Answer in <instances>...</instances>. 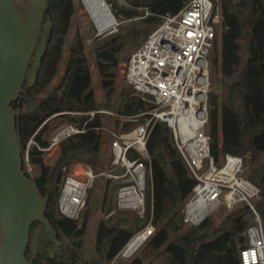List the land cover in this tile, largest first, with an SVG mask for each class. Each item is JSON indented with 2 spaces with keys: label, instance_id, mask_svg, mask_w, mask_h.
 I'll list each match as a JSON object with an SVG mask.
<instances>
[{
  "label": "trees",
  "instance_id": "obj_1",
  "mask_svg": "<svg viewBox=\"0 0 264 264\" xmlns=\"http://www.w3.org/2000/svg\"><path fill=\"white\" fill-rule=\"evenodd\" d=\"M104 1L110 5L115 19L117 16L132 19L142 15L137 11L138 7L150 12L139 19L140 25L127 27L124 34L109 33L94 48L99 85L103 96L109 100L126 39L146 36L157 24V15L175 12L186 0H124L127 6L123 7H117L111 0ZM218 3L223 29L219 36L218 60L215 57L211 60V67L217 69L219 78L218 93L209 94L207 132L210 153L215 159L220 153L240 155L254 164L246 178L259 189L254 208L260 216L264 233V159L259 161L264 155V5L260 0H218ZM72 13L71 0H47L46 15L50 19V28L45 49L31 84L22 85L8 103L12 111L30 105L54 75ZM64 74L66 79L58 96L44 97L30 110L15 114L22 173V154L30 137L39 147H45L47 140L43 134L48 130L49 121L62 118L60 122L77 120L80 124L84 119L83 116L75 119L68 114L49 118L52 114L95 107L81 38L77 33L68 49ZM150 107L131 89H123L118 96L116 112L123 116L132 115ZM98 126L95 117L87 121L84 132L63 139L58 145L57 159L49 166L42 163L43 152L33 145L27 149L28 162L37 170L30 178L38 195L47 198L44 216L56 233V244L50 243L43 225L32 223L24 252L32 264H74L80 256L87 220V213L83 210L88 193L78 219L61 217L56 212L58 183L61 168L68 167L72 161L90 166L96 164L100 133L94 128ZM129 127L128 122L121 124V129ZM146 146L150 156V192L145 210L148 217L151 214L155 231L140 250L142 257L148 258L144 264H239L237 252L242 245H238V236L249 223L250 210L240 206L230 211L219 227H213L207 216L198 225L188 226L179 233L178 209L193 180L172 146L170 132L164 123L155 122L151 126ZM132 234L131 229L99 220L95 228L94 250L102 260L110 261ZM127 264H141V259L133 257Z\"/></svg>",
  "mask_w": 264,
  "mask_h": 264
},
{
  "label": "built area",
  "instance_id": "obj_2",
  "mask_svg": "<svg viewBox=\"0 0 264 264\" xmlns=\"http://www.w3.org/2000/svg\"><path fill=\"white\" fill-rule=\"evenodd\" d=\"M140 17L150 12L142 8ZM157 24L130 52L123 64V82L151 107L147 111L124 115L117 129L109 131L107 164L99 171L80 167L79 173L61 168L56 212L58 216L78 219L89 189L96 178L114 186L113 205L104 214L108 219L117 211H131L141 218L146 208L145 191L150 192V156L147 137L155 122L164 123L172 146L187 175L193 180L179 210L181 226H196L214 210H233L246 206L251 213L245 226L242 247L237 252L239 264H264V233L254 208L258 187L244 174L246 162L240 155L223 153L217 159L210 153L209 94L211 91L210 56L223 29L218 0H186L173 13L157 15ZM117 22L108 26L107 34L116 30ZM97 31L101 35L105 30ZM102 113L98 109L59 111L49 118L68 114L84 117L59 125L39 147L31 137L22 154L24 173L29 177L31 165L27 149L41 152L57 148L67 137L86 130L87 121ZM75 118V119H76ZM45 122V121H44ZM43 122V123H44ZM128 122L130 127L121 129ZM42 123V124H43ZM98 130L99 127H95ZM151 214L145 224L134 231L115 257L129 258L153 233Z\"/></svg>",
  "mask_w": 264,
  "mask_h": 264
},
{
  "label": "water",
  "instance_id": "obj_3",
  "mask_svg": "<svg viewBox=\"0 0 264 264\" xmlns=\"http://www.w3.org/2000/svg\"><path fill=\"white\" fill-rule=\"evenodd\" d=\"M46 4L0 0V264H32L24 252L34 222L42 224L47 241L56 244V233L44 216L47 198L38 195L32 179L19 169L15 115L8 106L24 82L34 79L50 28ZM101 4L113 17L104 0ZM242 242L239 235L238 245Z\"/></svg>",
  "mask_w": 264,
  "mask_h": 264
},
{
  "label": "rangeland",
  "instance_id": "obj_4",
  "mask_svg": "<svg viewBox=\"0 0 264 264\" xmlns=\"http://www.w3.org/2000/svg\"><path fill=\"white\" fill-rule=\"evenodd\" d=\"M111 1H113L117 7L127 6V3L124 0H111ZM260 1L264 5V0H260ZM71 2L73 5V13L70 17L69 25L65 33V36L63 38V43L60 50V58L56 64L54 75L46 84L44 89L36 96V98L33 99L30 105L14 110L13 113L15 115L16 113L28 111L34 106L35 103H37L47 95L58 96L61 93L66 79V75L64 74V67H65L68 49L73 35L77 33L81 38L82 53L86 60V65L89 72L91 90L95 104V107L93 109H98L102 111V113L97 114L95 116L98 120V124H99L98 131L100 133V145H99L97 162L94 166H90L81 161H72L68 165V168L71 173L77 174L79 173L81 166L87 165L90 166L94 171H99L100 169L104 168L107 164V156H108L107 143L109 139V131L117 129L121 119L123 118V115H120L116 112L118 96L121 90L123 89L130 90L123 82V76H122L123 64L128 54L132 52L135 48H137V46L143 41L145 36L138 35L134 38L126 39L125 44L122 47L119 56L118 68L114 80L113 92L110 99L106 100L100 88L98 74L95 68L94 48L107 37V29L103 34L97 36L96 35L97 26L90 17L89 13L87 12V9L85 8L83 2L81 0H71ZM106 4L110 10V5L108 3ZM137 11L143 12V10L139 7L137 8ZM140 18H141L140 15L132 19H123L121 16H117L116 19L114 18L115 21L117 22V26H116V30L113 33L124 34V31L127 27L132 26L134 24H136L137 26L140 25L138 23ZM213 57H215L218 60L219 40L217 41L216 47L210 56V61L212 60ZM210 76H211L210 93L217 94L218 78H219V73L217 72V69L214 70L211 67ZM25 83L26 82H24V84ZM60 120H62V118L61 119L55 118L49 121L48 130L43 134V137H45L46 140H48L52 132L59 125L66 122V121L60 122ZM58 150L59 149L57 147V148H51L50 150L43 152L42 163L48 166L52 165L58 157ZM263 159H264V155L259 159V161ZM245 162H246V166H245L244 174L246 176L250 171V169L254 166V164H250V161L247 157L245 159ZM36 171H37L36 168L31 165L30 176L32 177L33 175H35ZM113 193H114V186L112 184L111 185L107 183L104 184V181L102 180L101 177L96 178L94 180L93 186L88 191L87 205L83 210L86 211L87 213V220H86L85 232L82 238L80 256L75 261L74 264H127L133 257H139L141 259V264L147 262L148 258L142 257L140 253V250L144 246L145 242L140 247H138L136 251L129 258L124 260L119 259L118 257H113L112 260L105 261L102 260L94 250L95 228L99 220L104 221L106 224L119 225L131 229V231L134 232L139 228H141L148 219L146 210L144 211L143 216L141 218L137 217L136 214L131 211H117L114 215H112L108 219H104L103 216L107 212L106 210L112 208ZM147 195H148V191L146 189L145 191L146 209H147ZM255 201H257V199ZM182 202L180 203L178 212L180 210ZM230 211L232 210H226L223 207H219L216 210H214L209 215L212 221V226L219 227L224 216L228 214ZM250 217L251 216H247L248 221H250ZM187 227L188 226L185 225L180 226V230L178 232L180 233L184 231Z\"/></svg>",
  "mask_w": 264,
  "mask_h": 264
},
{
  "label": "bare ground",
  "instance_id": "obj_5",
  "mask_svg": "<svg viewBox=\"0 0 264 264\" xmlns=\"http://www.w3.org/2000/svg\"><path fill=\"white\" fill-rule=\"evenodd\" d=\"M87 9L90 17L96 24L98 31H102L114 23V18L109 15L101 0H81ZM96 28V29H97Z\"/></svg>",
  "mask_w": 264,
  "mask_h": 264
}]
</instances>
